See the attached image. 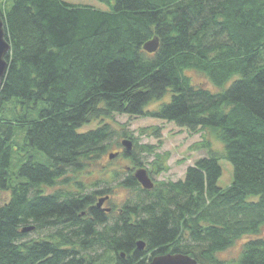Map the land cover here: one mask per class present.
<instances>
[{
	"label": "trees",
	"instance_id": "16d2710c",
	"mask_svg": "<svg viewBox=\"0 0 264 264\" xmlns=\"http://www.w3.org/2000/svg\"><path fill=\"white\" fill-rule=\"evenodd\" d=\"M102 1L110 9L65 0L0 3L11 44L0 91V264H97L110 253L114 264H147L166 253L226 264L218 254L244 236L254 238L237 264H264V0ZM191 70L223 89L194 84ZM114 114L192 132L212 128L233 164L232 185L219 186L220 156L210 150L183 179L152 189L131 169L119 184L140 198L114 221L96 206L108 189L48 193L108 153L116 134L110 124L81 128ZM140 148L135 141L116 157L142 166ZM14 155L21 158L15 173ZM156 167L152 178L164 169L159 161ZM30 225L53 232L26 240L22 229Z\"/></svg>",
	"mask_w": 264,
	"mask_h": 264
},
{
	"label": "rangeland",
	"instance_id": "374dc122",
	"mask_svg": "<svg viewBox=\"0 0 264 264\" xmlns=\"http://www.w3.org/2000/svg\"><path fill=\"white\" fill-rule=\"evenodd\" d=\"M74 4H89L102 10L110 9V6L102 0H65ZM5 4V0H0V3ZM9 5V3H8ZM192 81L196 85L209 87L212 91H220L223 88L211 84L209 79L202 73L191 70L187 72ZM229 83L225 87H228ZM171 93L162 99L153 102L148 109L152 110L159 108L161 104L169 99ZM36 116V115H35ZM108 123L114 131L112 148L101 157L98 161L89 165L82 173L69 172V183L59 184L55 187L46 188L48 193H53L62 188L63 190L80 191L84 194L91 193L96 190L108 189L111 196L106 203L107 207L113 210L110 213V220L114 221L117 218L118 212L130 202L137 201L140 198V191L135 189L124 188L119 183L124 180L127 173L131 171L134 173L137 169L145 168L156 171L158 161L164 166L162 170L158 171L154 178L155 183L178 181L185 177L186 170L189 166L202 157L209 155L210 150H214L220 156V164L222 166V175L219 178L218 184L222 189H228L234 180L233 164L223 157L225 154L224 142L218 137L212 128L201 129L198 132H192L185 127H180L174 122H169L153 117H135L126 114H114L113 117L105 120H95L81 128L82 131L95 129L100 125ZM125 133L128 135L126 137ZM135 140L139 144L140 156L142 153V166L133 164L130 159L118 156L110 159V153L122 152L123 146L120 144L123 139ZM133 142V144L135 143ZM144 145H154L155 150L150 153L149 150L142 149ZM157 154L160 158L158 159ZM36 158L41 162H48V157L42 152L36 151ZM21 158L14 155L12 158V172L15 173L19 169ZM153 175V173H152ZM19 179V178H18ZM21 180V179H20ZM76 182L82 184L83 189H80ZM101 197L98 196L97 199ZM9 194L3 193V200H8ZM140 200V199H139ZM53 230L43 229L39 231L29 232L26 240L33 238H44ZM260 236H264V227L262 228ZM253 236H244L236 241V243L225 251L218 254V257L226 264H237L244 248V244ZM100 248L99 253H102ZM93 255L92 253H90ZM125 256V255H124ZM123 256V257H124ZM107 259L101 260L97 264H114L113 255L110 253L106 256ZM149 263V262H148Z\"/></svg>",
	"mask_w": 264,
	"mask_h": 264
},
{
	"label": "water",
	"instance_id": "95a60500",
	"mask_svg": "<svg viewBox=\"0 0 264 264\" xmlns=\"http://www.w3.org/2000/svg\"><path fill=\"white\" fill-rule=\"evenodd\" d=\"M11 51V44L6 38V28L5 22L2 14L0 13V91L3 85L4 78L7 73L8 69V61H7V54ZM123 147L128 150L132 151L133 149V142L129 139H123L121 141ZM118 155V153H110L109 158L113 159ZM136 179L140 182V184L145 189H152L155 185L154 181L150 177L147 169L140 168L135 172ZM109 200V195L100 197L97 201L96 206L101 208L105 212H110V207H103L104 203ZM36 227L35 225L25 226L22 231L23 232H31ZM138 248L143 249L145 247V242L140 240L138 243ZM124 256V254H123ZM147 264H200L195 258L190 255L183 254V253H166L160 254L147 263Z\"/></svg>",
	"mask_w": 264,
	"mask_h": 264
},
{
	"label": "flooded vegetation",
	"instance_id": "af4514ba",
	"mask_svg": "<svg viewBox=\"0 0 264 264\" xmlns=\"http://www.w3.org/2000/svg\"><path fill=\"white\" fill-rule=\"evenodd\" d=\"M110 198H111V196H110ZM106 203H107V202H106ZM106 203L104 204V206H106ZM112 210H113V209H111V211H110V212H108V213H111V212H112Z\"/></svg>",
	"mask_w": 264,
	"mask_h": 264
}]
</instances>
